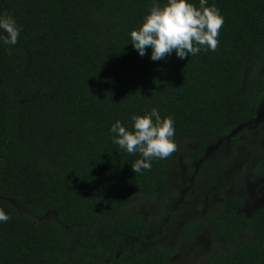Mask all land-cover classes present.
I'll return each mask as SVG.
<instances>
[{
	"label": "trees",
	"instance_id": "obj_1",
	"mask_svg": "<svg viewBox=\"0 0 264 264\" xmlns=\"http://www.w3.org/2000/svg\"><path fill=\"white\" fill-rule=\"evenodd\" d=\"M152 2L0 0L21 28L16 45H0V208L11 218L0 223V264H174L177 249L151 237L140 208L175 200L179 156L205 168L187 178L213 184L221 170L207 150L256 119L264 0H208L224 18L216 50L160 61L129 38ZM154 107L173 118L176 148L135 174L140 154L115 145L109 128L131 130L130 117ZM253 173L264 175V160ZM240 189L185 223L178 244L208 235L221 249L205 264H264V208L247 216Z\"/></svg>",
	"mask_w": 264,
	"mask_h": 264
},
{
	"label": "rangeland",
	"instance_id": "obj_2",
	"mask_svg": "<svg viewBox=\"0 0 264 264\" xmlns=\"http://www.w3.org/2000/svg\"><path fill=\"white\" fill-rule=\"evenodd\" d=\"M188 148V144H183L181 151ZM262 160L264 99L254 121L238 127L230 137L220 140L215 147L207 150L204 161L211 168L221 170L216 181H211L213 184H203L194 178L196 176L187 178L190 167L199 171L205 169L202 163L190 165L181 156L177 158V167L169 182V194L175 200H171L168 195L165 199L145 202L140 208L151 237H160L161 242L177 249L174 264H205L208 257L221 249H211L212 243L208 235L201 237L196 246H181L176 240V232L190 220L208 217L221 199L240 194L241 186L245 188L247 196L243 209L247 216L264 208V175L255 177L253 173ZM170 215H173L172 220Z\"/></svg>",
	"mask_w": 264,
	"mask_h": 264
},
{
	"label": "clouds",
	"instance_id": "obj_3",
	"mask_svg": "<svg viewBox=\"0 0 264 264\" xmlns=\"http://www.w3.org/2000/svg\"><path fill=\"white\" fill-rule=\"evenodd\" d=\"M224 18L219 9L208 5V0H153L151 7L138 28L129 33L130 44L140 57L150 49V59L160 61L173 52L180 60L198 55L202 50L215 51ZM21 28L11 15H0V45L14 46ZM132 129L128 130L119 120L109 128L112 142L129 155L140 154L131 165L140 173L152 166L153 159H166L176 148L174 120L162 118L157 108L144 115L130 117ZM10 216L0 208V223Z\"/></svg>",
	"mask_w": 264,
	"mask_h": 264
}]
</instances>
